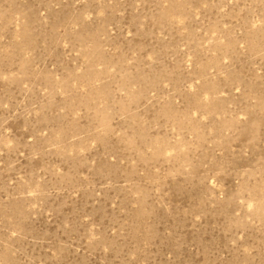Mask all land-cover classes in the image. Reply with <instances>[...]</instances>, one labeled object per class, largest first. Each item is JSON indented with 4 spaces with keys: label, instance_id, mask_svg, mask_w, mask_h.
<instances>
[{
    "label": "rangeland",
    "instance_id": "1",
    "mask_svg": "<svg viewBox=\"0 0 264 264\" xmlns=\"http://www.w3.org/2000/svg\"><path fill=\"white\" fill-rule=\"evenodd\" d=\"M0 264H264V0H0Z\"/></svg>",
    "mask_w": 264,
    "mask_h": 264
}]
</instances>
